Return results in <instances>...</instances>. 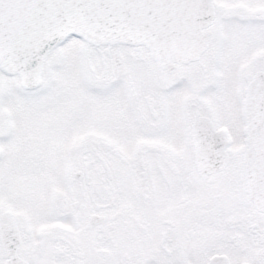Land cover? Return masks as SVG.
<instances>
[{
  "label": "snow or ice",
  "instance_id": "6c2138e0",
  "mask_svg": "<svg viewBox=\"0 0 264 264\" xmlns=\"http://www.w3.org/2000/svg\"><path fill=\"white\" fill-rule=\"evenodd\" d=\"M0 264H264V0H0Z\"/></svg>",
  "mask_w": 264,
  "mask_h": 264
}]
</instances>
